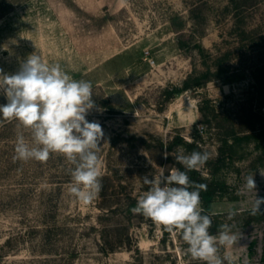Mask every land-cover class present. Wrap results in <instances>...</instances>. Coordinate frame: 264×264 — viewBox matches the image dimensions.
<instances>
[{"label":"rangeland","instance_id":"obj_1","mask_svg":"<svg viewBox=\"0 0 264 264\" xmlns=\"http://www.w3.org/2000/svg\"><path fill=\"white\" fill-rule=\"evenodd\" d=\"M244 29L263 31L264 0H0V69L15 74L35 53L90 81L101 111L86 119L104 132V195L86 205L69 192L73 165L58 153L46 162L16 159L17 137L31 145V129L0 116V264H205L131 208L147 190L144 175L177 168L178 147L189 154L181 144L170 154L173 139L204 137L210 159L201 171L209 176L220 142L205 114L216 106L234 120L252 106L250 69L260 54L241 39ZM235 74L244 76L228 80ZM202 75L205 86H193ZM236 153L218 175L213 214L243 238L220 254L264 264V215H250L255 195L264 197V134ZM253 172L256 193L244 190ZM229 210L237 212L231 221Z\"/></svg>","mask_w":264,"mask_h":264},{"label":"clouds","instance_id":"obj_2","mask_svg":"<svg viewBox=\"0 0 264 264\" xmlns=\"http://www.w3.org/2000/svg\"><path fill=\"white\" fill-rule=\"evenodd\" d=\"M0 95L7 103L0 104L3 119L18 121L31 129V145L23 135L17 137L16 159L46 162L50 154L58 153L73 165L69 170L72 183L69 192L84 204H91L102 190L101 161L98 156L104 132L98 122H89L86 117L94 108L101 109L93 99L90 81L75 80L60 64H48L35 53L21 62L15 74H5L0 69ZM164 158H168L165 149ZM210 159L208 151H192L185 154L183 148L175 151V160L183 166L172 168L165 174L142 177L147 186L131 208L133 214H141L186 243V253L193 260L205 264H232L231 257L221 256L222 248H231L243 238L233 232L235 225L223 223L218 234L209 229L213 220L201 206V191L207 185L190 179L189 173L199 172ZM260 171V170H259ZM264 176V172L260 171ZM244 190L257 191L254 172L245 177ZM264 197L255 195L250 215H264ZM237 215L229 210L227 220Z\"/></svg>","mask_w":264,"mask_h":264},{"label":"trees","instance_id":"obj_3","mask_svg":"<svg viewBox=\"0 0 264 264\" xmlns=\"http://www.w3.org/2000/svg\"><path fill=\"white\" fill-rule=\"evenodd\" d=\"M243 14L238 13L237 18H240ZM242 22V21H241ZM260 32H247L245 29L241 34V39L250 40V44L247 47L257 49L260 57L255 61L252 67V81L250 83V90L248 99L252 106L250 108H242L241 113L233 120L229 116L228 112L218 111L216 106L212 107V114H205L206 124L208 125L207 132H211L212 136H215L220 142V156L215 162L214 168L210 169L209 176H205L202 171H192L189 173L190 179L196 183H203L207 185L206 191H201V206L207 214L212 216L213 224L209 229L210 234L217 235L219 225L223 224L222 217L220 215L213 214V203L218 197V193L221 189V183L218 180V175L225 164L226 160L234 159L237 154L238 148L245 143L251 142L255 137L260 134H264V29ZM254 35V37L252 36ZM252 36V37H251ZM245 47V46H244ZM239 51V50H238ZM254 51V50H253ZM248 62V61H246ZM244 74V73H243ZM243 74L231 75L228 80H238L243 78ZM207 75H202L195 80L193 86L197 88L204 87ZM192 85L187 81L185 83V90L191 89ZM257 109V110H256ZM201 110L202 107H201ZM204 112V111H203ZM214 131V133L212 132ZM259 134V135H258ZM200 140L195 139L192 142H185L181 137L173 139L168 145L167 149L170 154H173V149L176 145H183L189 154L192 151H203L202 142L204 137L199 136ZM177 168L183 169V166L177 163ZM104 195V189L102 188L100 195ZM143 219L149 221V225L154 227L156 225L150 218L142 216ZM169 235L168 231H165ZM179 239H181L179 237ZM182 240V239H181Z\"/></svg>","mask_w":264,"mask_h":264}]
</instances>
